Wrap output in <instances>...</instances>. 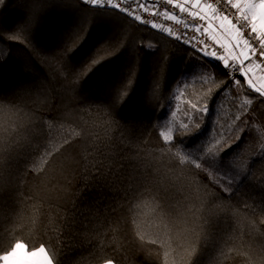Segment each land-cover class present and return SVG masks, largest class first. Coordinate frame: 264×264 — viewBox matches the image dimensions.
I'll use <instances>...</instances> for the list:
<instances>
[{
    "label": "trees",
    "instance_id": "obj_1",
    "mask_svg": "<svg viewBox=\"0 0 264 264\" xmlns=\"http://www.w3.org/2000/svg\"><path fill=\"white\" fill-rule=\"evenodd\" d=\"M17 242L57 264H264V96L116 10L0 0V256Z\"/></svg>",
    "mask_w": 264,
    "mask_h": 264
},
{
    "label": "snow or ice",
    "instance_id": "obj_2",
    "mask_svg": "<svg viewBox=\"0 0 264 264\" xmlns=\"http://www.w3.org/2000/svg\"><path fill=\"white\" fill-rule=\"evenodd\" d=\"M86 3L95 4H107L114 9H119L120 11H127V9L121 7V3L114 2V0H85ZM123 2V0H121ZM191 3L192 9H203L210 10L213 15H217V9L221 7V0H216V4L211 3L201 4V0H184V3L175 2V0H168L169 4H174L175 7L179 8L181 12H187L188 8L186 4ZM144 7V5H141ZM223 7L230 9L226 12L219 13V18L221 20L220 27L226 29L229 35L232 36V40L229 43H223L215 36H209V39L216 42L219 45V49L223 50V54H219L217 51L208 52L205 51V55H210L218 60H220L223 65L231 69L234 63L243 65L249 60V54L264 56V0H223ZM147 9L145 8V11ZM235 12L237 15L235 17L236 23H233L230 16ZM129 15L132 13L129 12ZM199 13L193 11L190 13L193 17L197 16ZM159 15V13H157ZM170 19H175L174 16L169 17ZM136 20H140V16H135ZM200 19H205V16L201 15ZM156 27V25H153ZM211 29V24L209 28L205 31ZM199 31V29H197ZM206 43V42H205ZM259 44V53H257L256 45ZM239 48V52L236 49ZM101 57V53L98 52L94 59L90 62L91 66L99 63L105 58ZM259 67V65H257ZM239 74L241 76H248V69L245 67H239ZM237 84L240 81H236ZM249 86L254 87L253 81L251 79L247 80ZM261 96H264V84L260 87L255 88ZM195 107V106H194ZM199 167V165H197ZM0 261L3 264H57L54 255H50L46 247L41 245L34 249H29L28 245L23 242H17L12 247L11 251L6 252L3 256H0ZM107 264H112L109 260Z\"/></svg>",
    "mask_w": 264,
    "mask_h": 264
},
{
    "label": "built area",
    "instance_id": "obj_3",
    "mask_svg": "<svg viewBox=\"0 0 264 264\" xmlns=\"http://www.w3.org/2000/svg\"><path fill=\"white\" fill-rule=\"evenodd\" d=\"M202 1L205 4H216V0ZM114 2L121 3V7L127 9V11L114 9L106 3L95 5L116 10L142 25L160 30L197 52L204 53L205 51H217L218 55L223 54V50L219 49V46L209 40V38L203 33V29L206 26L204 20H201L199 16L193 17L189 12H181L177 10L172 4L168 3V0H123V2H121V0H114ZM141 5H144V7H141ZM221 5L222 6L217 9L218 16L219 13L230 10L223 7V0H221ZM145 8L147 9L146 11ZM129 12L132 14L129 15ZM157 13H159V15H157ZM137 15L140 16V20L135 19V16ZM236 15L237 14L233 12L232 16H230L233 23H236ZM172 16H174L175 19L169 18ZM153 25H156V27H153ZM197 29H199V31H197ZM256 48L257 53H259V44L256 45ZM249 58L256 67L259 65L257 68L264 73V56L249 54ZM239 67H242V65L234 63L231 69L227 68L228 76L230 78L239 76Z\"/></svg>",
    "mask_w": 264,
    "mask_h": 264
},
{
    "label": "crops",
    "instance_id": "obj_4",
    "mask_svg": "<svg viewBox=\"0 0 264 264\" xmlns=\"http://www.w3.org/2000/svg\"><path fill=\"white\" fill-rule=\"evenodd\" d=\"M175 2H179V3H184V0H175ZM201 4H205L202 0H201ZM174 6V4H172ZM175 7V6H174ZM186 7L188 8L189 13L196 11L199 14L197 16H205V19H203L206 22V26L203 29V33L209 38V36H215L217 37L220 41H222L223 43H229L232 40V36L229 35V33L227 32L226 29H222L220 27L221 24V20L219 18L218 15H213V13L208 10V9H203V11H201L200 9H192L191 8V3L189 2L188 4H186ZM177 10L180 11L179 8L175 7ZM209 24H211V29L209 31H205L206 29L209 28ZM211 40V39H209ZM214 44H216L215 41L211 40ZM218 45V44H216ZM219 46V45H218ZM239 48L236 49V52H239ZM204 54V53H203ZM210 56V55H207ZM211 57V56H210ZM242 67H245L246 69H248V76L245 77L246 80L251 79L253 81L254 84V89L257 87H260L262 84H264V73H262V71L260 69H258L251 61L250 58L248 61H246ZM3 264V262L1 263ZM107 264V263H106ZM113 264V263H112Z\"/></svg>",
    "mask_w": 264,
    "mask_h": 264
},
{
    "label": "rangeland",
    "instance_id": "obj_5",
    "mask_svg": "<svg viewBox=\"0 0 264 264\" xmlns=\"http://www.w3.org/2000/svg\"><path fill=\"white\" fill-rule=\"evenodd\" d=\"M2 263V262H1Z\"/></svg>",
    "mask_w": 264,
    "mask_h": 264
}]
</instances>
